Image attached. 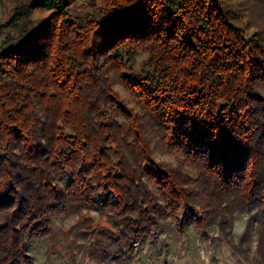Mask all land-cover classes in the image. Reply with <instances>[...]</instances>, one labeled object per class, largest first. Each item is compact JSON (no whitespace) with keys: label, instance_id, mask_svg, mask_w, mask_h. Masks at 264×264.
Listing matches in <instances>:
<instances>
[{"label":"trees","instance_id":"trees-1","mask_svg":"<svg viewBox=\"0 0 264 264\" xmlns=\"http://www.w3.org/2000/svg\"><path fill=\"white\" fill-rule=\"evenodd\" d=\"M263 21L264 0L16 6L0 25V264H28L70 206L106 215L101 257L121 259L169 215L180 234L264 216Z\"/></svg>","mask_w":264,"mask_h":264},{"label":"rangeland","instance_id":"rangeland-1","mask_svg":"<svg viewBox=\"0 0 264 264\" xmlns=\"http://www.w3.org/2000/svg\"><path fill=\"white\" fill-rule=\"evenodd\" d=\"M29 0H0V25L9 20L15 7ZM242 11L251 20L262 21L261 9L245 1L240 3ZM48 12L32 11L33 18L46 16ZM253 21V20H251ZM264 23V21H263ZM126 103L133 105L128 92L117 84ZM161 159L176 160L172 151H157ZM67 179L61 180V185ZM97 210L79 209L70 206L54 221L53 235L44 241H34L29 249L28 264H264L259 253V242L264 232V216L257 211L232 213L233 226L225 231L217 226L206 234L192 228L180 234L171 215L161 220V226L136 244L131 258L114 257L111 252L102 256L103 244L110 238L102 227L110 226ZM102 220V222L100 221ZM110 248V246H109Z\"/></svg>","mask_w":264,"mask_h":264}]
</instances>
